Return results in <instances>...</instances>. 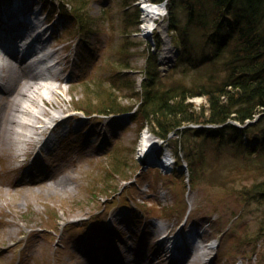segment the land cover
<instances>
[{
  "label": "rangeland",
  "instance_id": "rangeland-1",
  "mask_svg": "<svg viewBox=\"0 0 264 264\" xmlns=\"http://www.w3.org/2000/svg\"><path fill=\"white\" fill-rule=\"evenodd\" d=\"M18 1L0 0V6ZM143 1L138 2L141 25ZM134 5L87 0L89 23L79 22L64 0H36L29 11L47 28L46 50L58 48L53 58L62 60L52 67L59 75L57 99L45 105L53 116L37 135L42 143L51 133L57 143L51 149L37 143L24 150L16 148L18 143L0 148V264H97L96 256L185 264L193 247L188 237L195 231L202 251L203 244L214 241L215 246L202 253V260L198 252L192 264H264V199L242 193L264 178L263 172L232 171L223 156L198 162L200 175L191 182L184 150L185 167L159 164L163 152L176 158L175 134L164 141L149 127L140 130L134 109L120 115L97 110L110 99L122 106L138 102L128 86L139 88L151 69L167 83L195 79L192 73L183 78L175 68L179 48L166 29L167 12L151 36L141 25L138 31L125 28V17L134 18ZM24 64L30 65L29 59ZM30 67L34 76L41 74L40 65ZM191 101L195 107L207 104L203 96ZM70 109L92 113L61 118ZM25 132L29 137L30 130ZM144 132L155 144L154 154L146 157ZM163 246L174 250L175 258L184 252L183 259H171Z\"/></svg>",
  "mask_w": 264,
  "mask_h": 264
},
{
  "label": "trees",
  "instance_id": "trees-1",
  "mask_svg": "<svg viewBox=\"0 0 264 264\" xmlns=\"http://www.w3.org/2000/svg\"><path fill=\"white\" fill-rule=\"evenodd\" d=\"M64 1L72 4L79 22L89 23L87 0ZM125 1L135 4L134 18L125 17V28L137 31L141 9L137 0ZM167 6L169 30L179 48L175 68L183 78L192 73L195 79L167 83L151 69L139 88L127 87L138 102L122 106L110 99L97 110L115 113L135 107L140 130L149 127L164 139L175 133L178 167L184 150L191 182L200 175L198 162L223 156L232 171L264 173V0H168ZM195 96L205 97L206 106L195 107ZM258 114L256 122L246 125ZM242 193L263 200L264 178L245 186Z\"/></svg>",
  "mask_w": 264,
  "mask_h": 264
},
{
  "label": "bare ground",
  "instance_id": "bare-ground-1",
  "mask_svg": "<svg viewBox=\"0 0 264 264\" xmlns=\"http://www.w3.org/2000/svg\"><path fill=\"white\" fill-rule=\"evenodd\" d=\"M27 1V3H26ZM36 0H19L16 5L12 6H0V148L6 145L11 148V145L18 143L16 147L18 150L26 149L24 145L29 147L38 146V136L46 130V124L53 115L49 112L45 105L54 103V99H57L56 93L58 87L54 85V80L59 76L57 70H53L51 66H47L45 72L34 76L29 67V64H24L27 54H31L35 57L37 53L42 56H37L35 62H40L41 59H48L53 54L58 53L59 49L55 48L51 52L46 50V44H48V38L44 37L47 28H43L42 20L38 19L27 20V11L22 7L27 5L30 9L35 4ZM143 11L145 15V21L142 24V28L148 32L153 25L161 26L163 24H156V19L164 16L165 8L162 4H155L148 0L143 1ZM38 27V30H34ZM34 32V34H31ZM31 41L27 47V54L22 52L19 55V48H23L27 41ZM25 42V43H24ZM25 49V48H24ZM165 50V49H164ZM62 60L59 58L55 63H59ZM64 61V60H63ZM32 72V73H31ZM14 75V81L11 84L10 76ZM38 75V74H36ZM27 78L23 79L24 77ZM5 85V86H4ZM49 93H53L54 97H50ZM81 112L79 109H70L65 112V117L78 114ZM20 128V129H18ZM25 129L30 130V136ZM42 130V132H41ZM150 135L147 132L142 134L141 138V150L144 155H153L154 144L152 143ZM22 142L23 146L19 147V143ZM57 143V140L51 139V136L43 143L42 146L51 149ZM35 146V147H36ZM2 147V148H3ZM25 152H28L26 150ZM20 154H16L15 158ZM24 155V153H23ZM50 158H54L55 155L51 154ZM192 235V234H191ZM214 241L206 243L204 246L205 251H200L194 244L190 252L189 258L186 259V264H192L193 261H197L199 257L197 253L200 252V259L202 260V253L207 255L206 251L210 250ZM179 246L174 243L173 249H178ZM131 247H128L130 250ZM196 249V252H194ZM174 250H170L168 247L163 246L162 252L171 255V259L177 261L183 259L180 254L178 258H175ZM132 253L129 251V254ZM119 260V261H118ZM92 261L97 264H141V261L133 259L123 260L120 256L109 257L105 259L96 256ZM123 262V263H122ZM149 264V263H148Z\"/></svg>",
  "mask_w": 264,
  "mask_h": 264
},
{
  "label": "water",
  "instance_id": "water-1",
  "mask_svg": "<svg viewBox=\"0 0 264 264\" xmlns=\"http://www.w3.org/2000/svg\"><path fill=\"white\" fill-rule=\"evenodd\" d=\"M256 118H258V116H257ZM255 121H256V119H255V120H253V121L251 120V121H249V122L251 123V122H255Z\"/></svg>",
  "mask_w": 264,
  "mask_h": 264
}]
</instances>
